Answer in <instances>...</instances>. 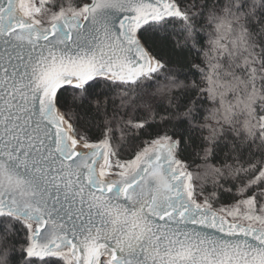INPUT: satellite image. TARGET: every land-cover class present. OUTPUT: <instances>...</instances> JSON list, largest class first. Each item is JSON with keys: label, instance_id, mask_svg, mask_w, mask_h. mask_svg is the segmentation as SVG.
Instances as JSON below:
<instances>
[{"label": "snow or ice", "instance_id": "1", "mask_svg": "<svg viewBox=\"0 0 264 264\" xmlns=\"http://www.w3.org/2000/svg\"><path fill=\"white\" fill-rule=\"evenodd\" d=\"M0 264H264V0H0Z\"/></svg>", "mask_w": 264, "mask_h": 264}]
</instances>
